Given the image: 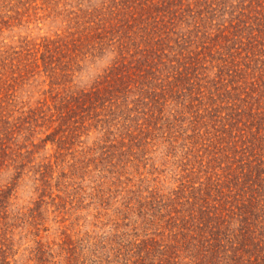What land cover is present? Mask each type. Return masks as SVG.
Instances as JSON below:
<instances>
[{
	"label": "trees",
	"instance_id": "trees-1",
	"mask_svg": "<svg viewBox=\"0 0 264 264\" xmlns=\"http://www.w3.org/2000/svg\"><path fill=\"white\" fill-rule=\"evenodd\" d=\"M59 1L53 33L16 40L0 2V264L46 230L53 181L149 153L163 168L139 178L122 229L67 264H264V0ZM47 255L36 240L25 264Z\"/></svg>",
	"mask_w": 264,
	"mask_h": 264
},
{
	"label": "rangeland",
	"instance_id": "rangeland-1",
	"mask_svg": "<svg viewBox=\"0 0 264 264\" xmlns=\"http://www.w3.org/2000/svg\"><path fill=\"white\" fill-rule=\"evenodd\" d=\"M55 1L60 2L59 0H6L4 9H7L11 3L13 9L19 11V15L12 31L5 29L4 34L13 35L12 39L16 40L18 37L33 39L53 33L60 23V18L56 16L62 8L61 4L58 6ZM10 36L6 40H10ZM106 63V59L97 61L75 82L81 85L88 84ZM29 93L31 94V91ZM33 94L34 98L38 97L35 91ZM23 97L25 98L24 94ZM153 155L154 153L147 155L149 160L146 162L150 165L146 168L136 169L130 160L128 163L123 160L124 168L118 169L117 172H111L109 165L106 167L92 165L84 173L62 178V182L58 185L53 181L49 196L45 198L48 204L45 209L43 208L46 211L43 214L44 222L40 226L46 230L41 228L37 236L33 232L21 233L23 237L14 256L18 259V263H30L27 260L28 250L36 245V240L41 243L42 249H47L49 252L45 264H67L66 250L73 246H76V251L84 247L82 252L87 248L90 252L97 249L99 251L97 255H101L104 252L101 246L107 243L106 239L116 235L115 233L122 229V224L126 223L123 212L134 197L133 191L137 189L139 178H152L156 175V172L152 175L148 173L153 163L154 166L163 168L160 162L152 157ZM18 196V204L33 207L29 202L37 199V193L33 189L31 180L20 181ZM52 199L56 205L51 204ZM93 259H96L95 264H108L107 260L102 261L97 257ZM87 263H90L89 260Z\"/></svg>",
	"mask_w": 264,
	"mask_h": 264
}]
</instances>
